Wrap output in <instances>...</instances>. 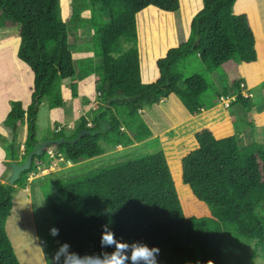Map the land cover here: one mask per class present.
I'll return each mask as SVG.
<instances>
[{
	"label": "trees",
	"instance_id": "obj_1",
	"mask_svg": "<svg viewBox=\"0 0 264 264\" xmlns=\"http://www.w3.org/2000/svg\"><path fill=\"white\" fill-rule=\"evenodd\" d=\"M70 1L75 4L80 0ZM235 1L200 0L201 8L190 20L186 40L180 18L175 16V34L180 41L155 60V83L144 84L140 79L135 17L148 7L178 15L177 0H86L91 18L99 19L89 26L75 9L69 24H64L59 0H0V29L17 31L16 58L33 75L26 109L20 108V101L10 102L3 120V126L10 130H15L17 123L25 124V155L17 164L25 160L32 144H38L35 119L39 105L44 102L48 109L61 110V83L67 84L71 98L77 96L67 44L68 30H75L70 25L72 18L79 22V28L92 30L89 49L96 61L97 106L90 127L81 119L71 134L58 129L41 141H51L62 160L77 164L103 155L106 148H125L134 140L147 138L148 132L139 130L135 137L130 131H122V121L138 117L142 106L158 104L170 94L191 116L216 106L215 101L205 98L206 92L214 90L209 77L190 71L189 66L197 61L218 70L227 62L243 67L257 62L250 14L233 13ZM228 96L224 87L216 95ZM231 105H238L244 112L252 107L250 99L239 94ZM136 126L143 128L140 122ZM219 129L195 132L196 148L180 159L181 184L196 201L207 206L208 216L183 215L177 185L174 183V188L168 159L161 151L99 166L52 185L44 181L40 191L50 229H59L55 237L50 230L44 236L51 257L67 244L68 253L76 254L68 257L67 264H99L85 257L113 251L101 246L103 225L107 224L117 240L159 248L157 264H222L221 241L231 235L253 241L248 264H253L258 254L264 259V145L239 147L233 135L219 137L223 132ZM80 131L83 134L69 144ZM9 136L7 140L0 134V149L5 160L12 157L15 161L14 132ZM59 139L64 141L53 143ZM45 150L32 157L29 168L12 185L0 183V264H19L4 225L13 193L25 188L26 175L35 161L47 160ZM6 165L9 167V161ZM65 255L58 264H65Z\"/></svg>",
	"mask_w": 264,
	"mask_h": 264
},
{
	"label": "rangeland",
	"instance_id": "obj_2",
	"mask_svg": "<svg viewBox=\"0 0 264 264\" xmlns=\"http://www.w3.org/2000/svg\"><path fill=\"white\" fill-rule=\"evenodd\" d=\"M177 1L178 15L176 12L165 13L148 7L135 17L140 79L144 84L155 83L157 78L155 60L180 41L175 34V16L180 18L184 40H186L190 20L201 8L200 0ZM59 5L60 18L66 25L71 20L72 9L79 11V17L87 26L93 22H99L98 18H91L92 12L87 10L86 0H80L75 4H71L70 0H59ZM232 10L235 14L242 12L250 14L252 22L250 28L256 42L257 62L244 67L243 64L227 62L218 70H211L197 61H192V65L189 66L190 71L203 72L209 77L214 90L206 92L205 98L215 101V107L204 109L200 114L191 116L170 94L158 104L150 107L142 106L137 113L138 117L122 121V131L126 133L130 131V134L135 137L139 130L142 133L148 132L147 138L140 139L138 142L133 139L134 143L125 148H106L103 155L77 164L65 162L50 146L45 150L47 160L40 163L34 162L31 172L26 175L25 188L16 189L13 193L12 208L4 225L19 264H55L44 237L50 230L49 213L40 191L44 181L49 180L52 185L63 178L82 175L99 166H109L123 159H133L157 151L164 152L169 162V172L171 171L173 175L171 178L174 188L175 184L177 185L175 191L183 215L185 217L208 216L207 206L196 201L180 180V159L196 148L193 134L204 128L214 131L220 128L219 132L220 130L223 132L218 133L221 134L219 137L233 135L239 147L251 144L264 145V0H236ZM246 13L244 14L247 16ZM70 25L75 30H68L67 44L76 74L74 82L77 96L71 98L67 84H60L62 98L60 109L64 110L62 119L56 115L58 112L55 108L48 109L44 102L39 105L35 119V140L38 143L43 138L50 137L58 129H64L67 134H71L81 119V122L84 120L86 124L90 123L92 112L97 106L94 72L96 61L89 49L92 30L87 26L79 28V22L73 18ZM18 44L19 37L15 29H0V117L6 108L10 109V102L20 101L21 104L28 102L32 90V74L16 58ZM222 79L226 82L222 83ZM21 83L26 91L21 86L18 91L14 90V86H19ZM28 85L31 87L30 90L28 89L29 92L26 89ZM223 87L229 96L217 98L216 95L222 92ZM21 91L26 94L18 93ZM237 94L250 99L252 107L249 112H244L238 105H231ZM138 122L143 125V128L136 126ZM0 127L4 130L2 136L9 140L12 130L3 126V120L0 122ZM13 132L14 148L17 152L15 162L18 163L25 155L24 122L17 123ZM8 161L4 159L2 162L0 183H6L10 175V169L6 165ZM252 244V240L237 235L224 236L219 251L221 263L248 264L247 258ZM253 264H264L261 254H258Z\"/></svg>",
	"mask_w": 264,
	"mask_h": 264
},
{
	"label": "clouds",
	"instance_id": "obj_3",
	"mask_svg": "<svg viewBox=\"0 0 264 264\" xmlns=\"http://www.w3.org/2000/svg\"><path fill=\"white\" fill-rule=\"evenodd\" d=\"M50 234L55 237L59 235V229L53 227L50 229ZM101 246L111 247L112 252H105L99 256L85 257L87 259H95L99 264H157V256L159 255V248L149 247L140 242H133L131 244L117 240L115 233L111 231L107 224L103 225L101 236ZM69 245H61L59 251L53 257V260L59 262L61 255H65V264H67L68 257H75V253H68Z\"/></svg>",
	"mask_w": 264,
	"mask_h": 264
},
{
	"label": "water",
	"instance_id": "obj_4",
	"mask_svg": "<svg viewBox=\"0 0 264 264\" xmlns=\"http://www.w3.org/2000/svg\"><path fill=\"white\" fill-rule=\"evenodd\" d=\"M26 107L24 109H26ZM20 108L23 109L21 103H20ZM13 131H14V129H12V132ZM82 134H83V132L80 131L77 134V136L75 137L74 140L69 141V144H72ZM63 141H64L63 139H59L58 141H54L53 143L54 144H59V143H62ZM51 145H52V142L51 141H45V140L44 141H41L38 144H32V150L27 154L25 160L21 164H17L12 159V157H10L11 158V160H9L10 175L7 178L6 183L8 185H12L19 178L20 174L22 172L26 171L29 168L32 157L33 156H39L43 152V150H45L48 146H51Z\"/></svg>",
	"mask_w": 264,
	"mask_h": 264
},
{
	"label": "crops",
	"instance_id": "obj_5",
	"mask_svg": "<svg viewBox=\"0 0 264 264\" xmlns=\"http://www.w3.org/2000/svg\"><path fill=\"white\" fill-rule=\"evenodd\" d=\"M9 40V39H8ZM17 51V50H16ZM20 61V60H19ZM24 64V63H23ZM25 65V64H24ZM26 66V65H25ZM27 67V66H26ZM28 68V67H27ZM29 69V68H28ZM31 72V71H30ZM32 74V73H31ZM32 77H33V75H32ZM32 84V83H31ZM20 86L22 87V89L23 90H25V87H24V85H23V83H21L19 86H17V85H15L14 86V90H16V91H18L19 90V88H20ZM30 85H28V86H26V89H27V91L29 92V90H30ZM29 89V90H28ZM26 91V90H25ZM18 93H21V94H23V95H25L26 94V92H24V91H21V92H18ZM19 95H17V97H18ZM174 97V96H173ZM28 103H29V100H28V102H25L24 104H22V106L25 108L27 105H28ZM23 108V109H24ZM9 111V107L8 108H6V110H5V112L3 113V115L0 117V122H2V120H4V118H5V116H6V114H7V112ZM57 112L58 113H56V115L58 116V117H60V119H62L63 117H64V110H57ZM21 132V131H20ZM0 134L1 135H3L4 134V130L0 127ZM22 134H24L23 133V131H22ZM4 158V153H3V151L0 149V171H1V167H2V162H3V159Z\"/></svg>",
	"mask_w": 264,
	"mask_h": 264
},
{
	"label": "built area",
	"instance_id": "obj_6",
	"mask_svg": "<svg viewBox=\"0 0 264 264\" xmlns=\"http://www.w3.org/2000/svg\"><path fill=\"white\" fill-rule=\"evenodd\" d=\"M86 126L90 127V123H87Z\"/></svg>",
	"mask_w": 264,
	"mask_h": 264
}]
</instances>
